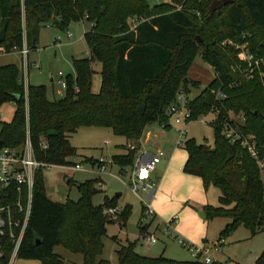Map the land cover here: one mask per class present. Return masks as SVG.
Returning <instances> with one entry per match:
<instances>
[{"label":"trees","instance_id":"16d2710c","mask_svg":"<svg viewBox=\"0 0 264 264\" xmlns=\"http://www.w3.org/2000/svg\"><path fill=\"white\" fill-rule=\"evenodd\" d=\"M155 1L150 5L148 0H0L1 53L20 51L24 45L28 52L37 49L39 31L48 25L59 30L71 22L86 21L89 25L83 35L88 55L72 60L74 76L63 77L64 94L57 100L48 99L45 86L29 84L25 98L20 68L13 63L0 65V107L15 103L11 120L0 122V147L18 146L28 132L37 160L71 166L76 149L68 135L80 127H107L114 135L132 141H138L153 123L169 129L166 110L177 91L190 93L191 87L198 86L187 74L200 54L215 73L209 88L224 87V105L242 113L243 123L226 119L220 108L212 122L213 146L197 143L194 138L184 141L187 159L183 171L198 176L204 189L209 185L219 189L218 206L203 209L206 219H230L219 237L232 234L239 226L256 234L264 227V181L255 160L239 141L231 143L221 130L226 122L234 134H255L264 144V60L252 80H242L233 87L240 76L233 65L241 62L233 45L222 48L220 44L240 43L245 37L248 50L256 58H264V0H233L211 16L208 7L213 0ZM133 17L142 20L130 30L128 20ZM94 61L101 64L96 93L91 90ZM14 95H19L17 101ZM203 101L193 96L188 102L191 119L206 109ZM121 149L123 152L111 159L124 174L133 165L137 147ZM258 158L264 159L262 147ZM96 182L98 179L80 183L76 201L55 202L46 195L42 170L37 171L30 217L16 258L65 264L53 251L61 245L81 253L82 264H109L98 256L106 225L111 222L103 208L115 205V200L104 197L102 205L93 204L98 193ZM128 213L125 206L119 214L123 222ZM140 232H145L144 226ZM12 248L3 247L0 264L8 263ZM116 255L119 264H205L142 256L135 252V242L129 241L119 245ZM255 264H264V250Z\"/></svg>","mask_w":264,"mask_h":264},{"label":"rangeland","instance_id":"374dc122","mask_svg":"<svg viewBox=\"0 0 264 264\" xmlns=\"http://www.w3.org/2000/svg\"><path fill=\"white\" fill-rule=\"evenodd\" d=\"M148 1L150 5L158 2ZM169 1L160 0L165 3H169ZM196 14L197 17H201L199 12ZM88 26L86 21H80L69 23L64 30L49 25L42 27L39 31L37 49L29 51L26 58L20 51L18 54L0 53V65L11 62L17 64L21 75L23 77L26 75V85H43L48 99L57 100L64 93V89L59 83L60 77L62 75L64 77L74 76L72 60L88 55V48L83 38ZM244 38L242 37L240 43L224 41L220 46L224 48L233 45L237 50L235 45L246 44V41H243ZM258 59H261L262 62L264 60L262 57H258ZM243 65L237 62L233 65L240 73L239 78L233 82V87L242 80H252L258 69V67H254L253 71H246L243 75ZM91 67L94 70L91 90L96 93L100 85L101 64L94 61ZM187 75L189 79L198 82L197 87L190 88V94L204 100L202 103L206 109L195 119H191L190 115V119L185 123L186 138H194L197 143L213 146L212 122L216 120L215 116L218 110L221 108L224 117L236 123H243V115L228 110L224 105L226 92L223 86L216 85L209 88L208 84L214 79L215 73L213 68L202 60L200 54L196 56ZM262 75V73L259 74L260 77ZM51 76L54 77L53 81L50 80ZM24 90H27L25 85ZM218 93H222L223 96L218 98ZM14 109L13 101L2 104L0 107L1 120L3 122L10 121ZM223 126L224 122L221 131L227 139ZM147 131H150L148 137ZM242 138L244 142L246 140L255 145L257 156L259 149L264 148V144L258 140L255 134H242ZM68 139L76 149V155L70 159L73 164H80L81 169H74L73 165H53L43 169L47 197L61 203L66 200L76 201L79 197L77 186L86 180L98 179L96 182L98 193L92 198L93 204L102 205L104 197H106L109 201L115 200V205L109 207L117 206L122 210L125 206L129 207L125 222L119 217L122 210L115 216H110L106 214L109 207L103 208L104 214L111 222L106 225V234L102 237L103 248L98 256L99 260L108 261L109 264H119L116 249L119 248V245H126L127 241L135 242V252L139 255L152 258L163 256L177 261L195 260L187 246L200 247L203 243L210 248L209 254L213 259L222 262L232 261L237 264H255L256 259L264 250V227L252 235L246 228L239 226L232 234L222 236L224 239L222 245L210 247L219 237L220 231L230 222V219L224 217L206 219L201 216L200 213H205L203 209L207 205L218 206L220 191L212 185L204 190L202 180L198 176L183 171L187 152L183 145L176 144L178 136L172 124L169 129H164L154 123L149 127V130L144 131L138 141L114 135L107 127H80L76 132L68 135ZM139 141L144 152L154 153L157 149H161L169 154L168 159L162 160L155 166L152 176L157 179L154 187L156 192L150 200L147 198L148 191L139 188L135 195L126 187L129 169H126V173L122 174L119 172V168L113 165L110 174H99L94 171L91 163L84 161L85 158L96 160L105 157L109 159L112 155L123 152L120 145L124 144L125 148L134 146L139 148ZM244 142H239V146L244 148L255 160L259 176L264 181V159L253 158ZM117 194L121 195L116 197ZM146 202L150 203L154 213L144 215L141 219L142 207ZM141 226L145 227L144 233L140 232ZM150 233L155 235L157 241L146 245L143 239ZM53 251L65 264H82V255L79 252L69 251L61 245L55 246ZM16 264H20V261L16 260Z\"/></svg>","mask_w":264,"mask_h":264},{"label":"built area","instance_id":"2783aa9c","mask_svg":"<svg viewBox=\"0 0 264 264\" xmlns=\"http://www.w3.org/2000/svg\"><path fill=\"white\" fill-rule=\"evenodd\" d=\"M141 20L142 19H138L137 17L130 18L128 20L130 30L134 29ZM226 42L231 43V41ZM235 48L238 50V60L244 64L243 75H245L246 71H253L254 67H259L262 63L261 59L256 58L248 50L247 44H238L235 45ZM20 53L26 58L28 50L25 45L20 50ZM22 78L26 89V75H24V77L22 76ZM59 83L64 89L65 81L62 79ZM75 90L77 91L76 86ZM26 93L27 90H24L25 98ZM188 95H190V98ZM222 96V93H218L217 97L219 98ZM192 97L193 96L190 93H186L183 89H179L175 95L174 102H172L166 110L168 125L170 127L172 124L178 136L176 141L177 145H183L184 141L187 139V129L185 127V123L188 119H190L188 102L192 99ZM26 108L27 106H25V109ZM1 121L0 116V122ZM223 128L226 131L224 132L228 141L234 142L237 140L239 142H244L242 135L234 134L233 129L229 128L226 122H224ZM244 143L251 156L253 158H258L255 151V145L246 140ZM167 156L168 153L161 149H157L154 153L144 152L141 149L137 150L133 165L129 168L126 187L135 195H137V190L139 188L148 191L149 200V197L152 196L154 190L153 183L149 182L151 173L154 171L156 164ZM91 165L94 171L99 174H110V169L114 164L111 158L107 159L105 157H100L99 159H96L94 163H91ZM51 166L53 165L41 162L35 158L28 132L26 133L24 141L18 146L0 147V257L3 253V247H13L7 264H12L13 260L16 258L18 247H20L28 225L31 211L34 175L37 171ZM73 168L81 169V165L76 163L73 165ZM100 187L102 186L100 185ZM143 207V216L151 215L154 212L149 202H146ZM121 210V207H109L106 210V214L115 216ZM166 232L168 233V230H166ZM143 240L146 245H149L151 243H155L157 238L153 233H150L147 234ZM181 243L184 245L183 242ZM223 243L224 239L222 237H218L210 247L220 246ZM187 248L190 250L195 260L205 264L213 262H217L218 264H237L232 261L222 262L213 259L209 254L210 248L205 243H203L200 247L187 246Z\"/></svg>","mask_w":264,"mask_h":264},{"label":"crops","instance_id":"0c3cea01","mask_svg":"<svg viewBox=\"0 0 264 264\" xmlns=\"http://www.w3.org/2000/svg\"><path fill=\"white\" fill-rule=\"evenodd\" d=\"M50 26V25H49ZM53 27V26H52ZM89 27V26H88ZM88 27L86 28V31L88 30ZM55 28V27H54ZM85 31V32H86ZM84 32V33H85ZM0 53H1V50H0ZM12 53H17L18 54V51H15V52H12ZM87 53H88V51H87ZM29 54V53H28ZM12 63V62H11ZM7 64V63H6ZM9 64V63H8ZM13 64H15V63H13ZM3 65V64H2ZM15 65H17V64H15ZM63 77H64V75H62L61 77H60V80H62L63 79ZM50 80L51 81H53L54 80V77L53 76H51L50 77ZM59 80V81H60ZM64 94V93H63ZM152 125H154V123L153 124H150V125H147V127L145 128V132H146V129L147 130H149V127L150 126H152ZM158 127H160V128H162L159 124H158ZM150 131H147V137L149 136V133ZM155 132H156V130H155ZM144 133V132H143ZM158 136H159V134H157ZM156 135V136H157ZM124 144H122V145H120V147L121 146H123ZM138 145H139V148H137V150H143L144 151V148H142V146H140L141 144H140V141H139V143H138ZM141 147V148H140ZM149 153V152H148ZM168 157H169V154H168V156L167 157H165V158H163L162 160H164V159H168ZM161 160V161H162ZM160 161V162H161ZM159 162V163H160ZM154 171H155V168H154ZM154 171L151 173V177H150V180H149V182H152L153 183V189H154V187L156 186L155 185V181L157 180V179H154V177L152 176V174L154 173ZM161 186V185H160ZM202 186H203V183H202ZM204 188V187H203ZM207 189V188H206ZM206 189H204V190H206ZM156 191L155 190H153V194H152V196L151 197H149V200L153 197V195H154V193H155ZM121 195V194H120ZM147 198H148V195H147ZM154 213V212H153ZM16 260H18V261H20V264H41L38 260H32V259H18V258H15L14 260H13V262H12V264H16Z\"/></svg>","mask_w":264,"mask_h":264},{"label":"water","instance_id":"95a60500","mask_svg":"<svg viewBox=\"0 0 264 264\" xmlns=\"http://www.w3.org/2000/svg\"><path fill=\"white\" fill-rule=\"evenodd\" d=\"M233 0H213L208 7V15L211 16L217 9H220L223 5L232 3ZM190 98V95H188ZM14 101L19 99V95L13 96ZM120 194H117L116 197H119ZM203 218L206 217L205 213H200Z\"/></svg>","mask_w":264,"mask_h":264}]
</instances>
